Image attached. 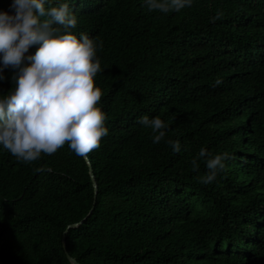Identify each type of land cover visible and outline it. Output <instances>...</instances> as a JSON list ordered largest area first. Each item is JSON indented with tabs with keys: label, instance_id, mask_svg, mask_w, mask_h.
<instances>
[{
	"label": "trees",
	"instance_id": "1",
	"mask_svg": "<svg viewBox=\"0 0 264 264\" xmlns=\"http://www.w3.org/2000/svg\"><path fill=\"white\" fill-rule=\"evenodd\" d=\"M62 2L98 44L109 132L90 163L67 144L31 163L0 145V264H264V0L47 6ZM144 116L165 122L159 143ZM201 148L228 155L209 184L206 160L191 163Z\"/></svg>",
	"mask_w": 264,
	"mask_h": 264
},
{
	"label": "clouds",
	"instance_id": "2",
	"mask_svg": "<svg viewBox=\"0 0 264 264\" xmlns=\"http://www.w3.org/2000/svg\"><path fill=\"white\" fill-rule=\"evenodd\" d=\"M51 2L12 0L8 10H0V73L15 70L14 88L0 97V145L27 163L37 161L42 154L53 155L65 144L76 155L87 157L109 132L100 107L104 93L96 84L101 71L98 44L87 34L78 38L72 31L78 20L67 2L47 6ZM192 3L147 0L150 11L162 13L179 11ZM34 45L39 47L29 54ZM99 47H103L102 41ZM141 123L152 129L153 143L165 137L166 124L160 117L144 116ZM168 143L174 152L181 151L179 141ZM198 159L206 160L208 175L202 183L209 184L224 169L228 155L213 156L201 148L191 161L194 170ZM68 260L75 264L71 255Z\"/></svg>",
	"mask_w": 264,
	"mask_h": 264
},
{
	"label": "water",
	"instance_id": "3",
	"mask_svg": "<svg viewBox=\"0 0 264 264\" xmlns=\"http://www.w3.org/2000/svg\"><path fill=\"white\" fill-rule=\"evenodd\" d=\"M87 158V157H86ZM87 161L90 163V160L87 158ZM90 173H91V178H92V182H93V186H94V190H95V198H94V205L96 203V200H97V195H98V184L96 182V179H95V175H94V172H93V169L90 168ZM94 205L93 207L91 208V211L89 212L88 216L91 215V213L93 212L94 210ZM86 220V218L82 219L81 221L79 222H76V223H73V224H70L67 228V230L65 231V233H67L68 229L71 228V227H76L80 224H82L84 221ZM66 235L63 236V245H64V248L67 249V246H66ZM70 254L67 253V256H69ZM73 257V256H72ZM74 261H75V264H82L80 262H78L75 258H74Z\"/></svg>",
	"mask_w": 264,
	"mask_h": 264
}]
</instances>
